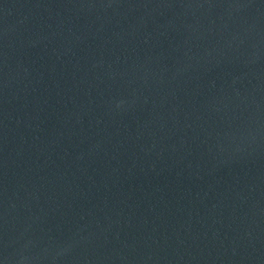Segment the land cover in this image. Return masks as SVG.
I'll list each match as a JSON object with an SVG mask.
<instances>
[{
    "label": "water",
    "instance_id": "1",
    "mask_svg": "<svg viewBox=\"0 0 264 264\" xmlns=\"http://www.w3.org/2000/svg\"><path fill=\"white\" fill-rule=\"evenodd\" d=\"M0 264H264V0H0Z\"/></svg>",
    "mask_w": 264,
    "mask_h": 264
}]
</instances>
